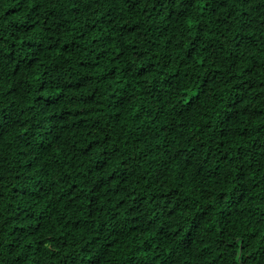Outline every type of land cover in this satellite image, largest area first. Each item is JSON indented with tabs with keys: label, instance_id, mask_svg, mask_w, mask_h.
Returning a JSON list of instances; mask_svg holds the SVG:
<instances>
[{
	"label": "trees",
	"instance_id": "1",
	"mask_svg": "<svg viewBox=\"0 0 264 264\" xmlns=\"http://www.w3.org/2000/svg\"><path fill=\"white\" fill-rule=\"evenodd\" d=\"M0 264H264V0H0Z\"/></svg>",
	"mask_w": 264,
	"mask_h": 264
}]
</instances>
